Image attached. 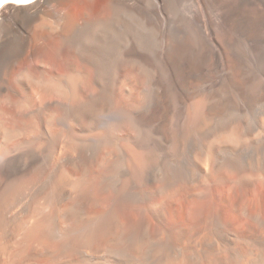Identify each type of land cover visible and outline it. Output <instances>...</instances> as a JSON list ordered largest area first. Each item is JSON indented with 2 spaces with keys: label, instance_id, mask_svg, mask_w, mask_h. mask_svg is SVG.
<instances>
[{
  "label": "bare ground",
  "instance_id": "obj_1",
  "mask_svg": "<svg viewBox=\"0 0 264 264\" xmlns=\"http://www.w3.org/2000/svg\"><path fill=\"white\" fill-rule=\"evenodd\" d=\"M0 264H264V0L2 6Z\"/></svg>",
  "mask_w": 264,
  "mask_h": 264
},
{
  "label": "snow or ice",
  "instance_id": "obj_2",
  "mask_svg": "<svg viewBox=\"0 0 264 264\" xmlns=\"http://www.w3.org/2000/svg\"><path fill=\"white\" fill-rule=\"evenodd\" d=\"M8 3H12L16 5H28V4L33 3V0H0V7Z\"/></svg>",
  "mask_w": 264,
  "mask_h": 264
}]
</instances>
